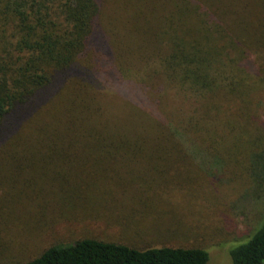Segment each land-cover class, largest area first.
Segmentation results:
<instances>
[{"label": "trees", "instance_id": "1", "mask_svg": "<svg viewBox=\"0 0 264 264\" xmlns=\"http://www.w3.org/2000/svg\"><path fill=\"white\" fill-rule=\"evenodd\" d=\"M104 1L0 0V233L27 222L40 237L63 220L102 224L110 219L101 212L111 209L93 210L91 202L121 199L142 207L120 220L148 217L155 226L131 229L128 237L118 229L123 241L82 236L41 246L26 240L22 259L1 256L0 264H208L206 248L166 243L185 235L176 210L150 206L173 205L179 192L200 190L201 178L214 183L204 173L209 159L225 169L232 163L235 178L257 183L252 164L239 165L264 151L261 129L244 140L235 134L228 146L214 138L212 110L232 97L247 104L249 80L263 84L247 69L250 35L262 41L264 27L248 19L245 39L231 24L229 0H168L174 8L159 24L127 39L128 51L141 54L137 77L115 47L111 32L118 26L104 16ZM131 76L135 92L127 82L119 85ZM154 78L198 108L165 115L159 93L144 85ZM103 79L113 87L100 85ZM125 96L127 116L121 105L108 104ZM225 122L231 126L229 117ZM228 250L232 264H264V212L247 239Z\"/></svg>", "mask_w": 264, "mask_h": 264}, {"label": "rangeland", "instance_id": "2", "mask_svg": "<svg viewBox=\"0 0 264 264\" xmlns=\"http://www.w3.org/2000/svg\"><path fill=\"white\" fill-rule=\"evenodd\" d=\"M229 3L230 4H228L225 9L231 12V24L234 28L239 25L237 32L240 31L245 39L247 38L246 35H244L246 34L244 25H246L245 22L248 19L253 17L255 18L256 25L264 27V0H229ZM103 8H106L104 10V16L107 18L109 13L111 15L110 19L115 21L118 26L116 28L113 27V32L111 33L115 34L112 35L113 40L116 38L117 45L115 47L120 48V50L118 49L117 51L126 59L124 60V66L132 71L135 70L137 77H139L141 74L140 68L138 65L135 67V64L139 62L141 54L133 50L130 52L128 51L127 39L128 37L137 38L140 36L142 34L141 30H145L146 26H156L159 24L160 19L165 16L166 12L170 8H174L172 2L168 0H105ZM125 25H127L128 28L125 27ZM133 25H136L138 28L136 31L139 32L129 33ZM255 39L256 37L254 34L250 35V46L252 45V47L249 53L247 71L251 74H258L255 81L263 84L260 85L249 80L252 85V90L249 93L247 104H244V98L241 101L232 97L228 99L226 105H222V108L218 107L212 110L214 132H217L214 138L221 141L225 140L228 146L233 145L236 140L233 136L237 133L242 135V137L239 138H243V140L250 138V134L255 126L261 129L262 142L264 143V33L262 35V41L260 40L258 42L255 41ZM135 42L138 41L135 40ZM142 56H144V54ZM260 78H262L263 81ZM121 81L122 83L119 85L123 86L124 83L127 82L126 85L128 90L135 92V89L131 87V84L134 83H129L135 81L133 77L132 80ZM100 85H104L103 87L105 88L113 87V84H111L110 81L107 82V79H103ZM144 85L148 87V92L152 91L159 93L161 98H159V96L157 98L160 100V110L165 115H168L169 112L175 114V116L184 113L191 114L196 110L195 108H198V103L194 99L190 96L184 97L177 94L173 86L163 84L159 78H154L150 84L144 83ZM136 91L143 92V90ZM126 98L127 96L121 98L123 99V103H121L120 99L118 102L110 100L108 104L111 105L112 109H118L119 105H121L123 107V116H127V109L129 107L127 106V108L126 104H124L126 103ZM149 98L152 100L151 97ZM133 104L137 105V102H133ZM244 106L246 107L244 111L239 113L240 109H243ZM227 117H229L231 126L226 125L225 121ZM243 131H246L245 137H243ZM237 158H240L241 161L243 159L242 156H238ZM247 159H249V162H241L239 166L252 164V170L250 171H252V175H254L257 180V183L253 185L243 183L244 178H235L230 173V170H237L232 163H229L228 169H225V165L223 166L219 161L209 159L208 166L207 164L205 166L207 171H204V173L208 177H210V175L213 176L212 179L216 184H207L201 178L203 183L200 190L185 192L184 194H180L179 192V194L170 198L173 205L166 206L165 203L157 202L155 205L150 206L151 209L172 208L176 210V215H178L179 219L182 221L179 226L183 228L185 233L184 237L174 238L172 240L166 239V243L171 241L169 244L198 245L207 249L209 253L208 264H232L228 249L247 239L259 225L264 212V151L252 153ZM243 169H245L246 174L248 170L246 171V167ZM140 176L143 177V175ZM137 179L139 178L137 177ZM205 180H207V178H205ZM204 184L206 188H204ZM131 189L132 188H129V190ZM136 193L139 192L136 191ZM125 200L126 199L111 200L110 202H91L90 208L93 210L111 209L101 212V217L110 219L109 221L101 219L102 224H97L92 221L78 223L63 220L62 223H59L58 226L51 229L54 231L47 234L48 230H46L41 237L33 231L35 228L28 222L25 226L21 224L20 228L15 226L16 228L13 229V227H11V231H7L5 234L0 233V258L3 256L5 262H13L22 259L21 257L29 252V249H22V244H25L26 240L27 242L34 240V242L38 243L43 241L46 244L55 241H69L82 236L108 240H122V236L119 234L118 229L122 232H126L125 235L128 237V234H130L129 230L131 229L137 230L142 227L145 230H151V228H154L156 221H152L148 217H142L140 219L127 217L126 220H120L125 218L124 215H128V212L142 207L138 206L140 203L139 200L136 202H124ZM159 222H166V220ZM181 224H183V226H181ZM106 225L116 227L117 229L108 228ZM157 226H159V224ZM160 226L165 227L166 224L160 223ZM14 240L17 244L12 247V242ZM145 241L148 240L146 239ZM43 242L41 246H44ZM33 252H35V250ZM35 254H38V251ZM0 262H3V260Z\"/></svg>", "mask_w": 264, "mask_h": 264}]
</instances>
